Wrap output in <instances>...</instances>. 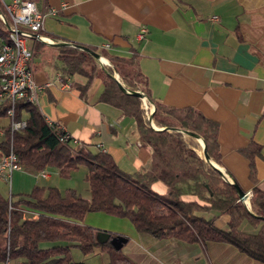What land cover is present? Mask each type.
Wrapping results in <instances>:
<instances>
[{
	"label": "crops",
	"instance_id": "crops-1",
	"mask_svg": "<svg viewBox=\"0 0 264 264\" xmlns=\"http://www.w3.org/2000/svg\"><path fill=\"white\" fill-rule=\"evenodd\" d=\"M35 2L43 11L56 10L45 17L44 40L31 36L27 41L33 49L34 81L42 86L36 106L45 120L62 124L80 146L108 153L127 174L145 169L152 148L140 142L133 117L99 101L101 80L93 79L82 97L77 85L86 77L75 73L64 78L56 68L60 54L76 49L70 44L115 56L134 55L154 101L192 107L217 123L220 164H215L249 194V204L255 185L241 150L251 143L260 146L254 165L256 186L264 191V0ZM141 28L145 36L138 39ZM67 79L70 87L64 83ZM15 171L51 178L46 170L42 172L47 176ZM151 187L160 194L166 191L161 181ZM227 221V215H218L214 223L225 228ZM120 223L112 234L127 238L121 251L138 264H261L230 243L156 238L136 231L128 220ZM257 229L245 226L249 232Z\"/></svg>",
	"mask_w": 264,
	"mask_h": 264
},
{
	"label": "trees",
	"instance_id": "trees-1",
	"mask_svg": "<svg viewBox=\"0 0 264 264\" xmlns=\"http://www.w3.org/2000/svg\"><path fill=\"white\" fill-rule=\"evenodd\" d=\"M0 12L5 19V22L0 19V40L5 41L11 19L1 5ZM88 47L110 65L100 67L87 52L72 49L60 54L57 70L64 78L75 73L86 77L84 84L77 85L82 97L91 81L99 78L102 83L99 101L134 118L140 142L152 148L151 160L145 169L127 174L108 153L86 145L74 147L69 141L60 142L62 132L47 124L36 105L21 101L16 104L15 120H24L25 126L13 132L5 106L0 107L2 151L7 152L11 145L21 168L34 175L54 168L61 177H69L84 166L89 189L88 198L73 189L62 192L55 186L42 185L15 196L0 193V264H76L72 248L88 255L95 247L108 252L109 264H138L109 242L96 244L95 229L83 223L91 212L127 219L136 231L156 238L230 243L264 264V219L260 218L264 217V191L256 186L254 165L260 146L251 143L241 150L249 160V179L255 185L249 210L239 201L234 186L205 161L202 152L189 144L184 134L170 130L196 133L204 140L210 159L220 164L217 123L192 107L177 108L154 101L145 88V78L134 55L115 56ZM119 83L130 91H142L153 102L155 109L150 117L157 129L151 126L142 100L124 92ZM157 181L166 186L162 194L151 187ZM186 196L190 199H185ZM207 211L213 214L206 216ZM218 215L228 216L225 228L215 225ZM246 225L258 229L249 232Z\"/></svg>",
	"mask_w": 264,
	"mask_h": 264
},
{
	"label": "built area",
	"instance_id": "built-area-1",
	"mask_svg": "<svg viewBox=\"0 0 264 264\" xmlns=\"http://www.w3.org/2000/svg\"><path fill=\"white\" fill-rule=\"evenodd\" d=\"M0 5L11 19V23L7 26L10 28V34L18 38L22 46V53L15 71L7 72L8 50L4 44L0 43V107L5 106V116L8 120L10 132H13L25 126L24 120H15L16 104L21 101L37 105L38 92L42 89V86L37 85L34 81L33 49L27 41L31 36L44 40L41 31L44 28L45 17L48 14H54L56 10L51 8L43 11L38 8L35 0H0ZM0 19L5 22L3 15H0ZM214 19H216V16H214ZM144 36L145 28H141L137 38L143 39ZM106 46L108 47V44ZM58 80L62 81V78L58 77ZM64 83L67 87L71 85L69 79ZM145 107L147 106L145 105ZM46 122L54 130L62 132L59 138L60 142L69 141L72 146L80 147L77 139L68 134L62 124L47 120ZM20 169L22 168L11 145L7 152H0V178L7 185L10 186L12 172ZM40 174L47 176L43 172H40Z\"/></svg>",
	"mask_w": 264,
	"mask_h": 264
},
{
	"label": "rangeland",
	"instance_id": "rangeland-1",
	"mask_svg": "<svg viewBox=\"0 0 264 264\" xmlns=\"http://www.w3.org/2000/svg\"><path fill=\"white\" fill-rule=\"evenodd\" d=\"M97 63L98 65L101 64L98 61ZM142 105L149 118L152 112L151 106L148 104V107H145L143 102ZM184 138L189 144L195 147L198 152H202V145L198 139L190 136H185ZM46 171L51 174V178L47 180L38 177L35 179L34 176L28 175L24 172L16 173V171H14L10 179V186L5 182H0V193L5 197H9L10 194L15 196L19 193H26L30 191L34 184H42L46 186H55L62 192L67 189H73L83 197H89V189L88 183L85 180L84 166L74 170L69 177H61L54 168H48ZM88 220L90 222H88ZM123 220L127 219L107 215L103 212H91L85 217L86 224L92 226L94 229L106 230L111 234L122 226V223L120 222ZM71 255L73 262L76 264H109L108 252L102 250L100 247H95L88 255L83 254L78 248H72Z\"/></svg>",
	"mask_w": 264,
	"mask_h": 264
},
{
	"label": "water",
	"instance_id": "water-1",
	"mask_svg": "<svg viewBox=\"0 0 264 264\" xmlns=\"http://www.w3.org/2000/svg\"><path fill=\"white\" fill-rule=\"evenodd\" d=\"M0 15H2V13L0 12ZM72 45L74 48L82 50L84 52H87L88 54H90L91 56H93L99 63H101L102 65H109L108 62H102L100 59L103 58L97 51H94L92 49H90L87 46L84 45H80V44H70ZM114 78L117 80L118 79V75L115 74ZM119 87L126 93L129 94H134L136 96H138L142 102L144 103V105H146L148 107V104L151 106V111L153 112L155 109V106L153 104V102L142 92V91H130L126 88H124L122 86V84L119 83ZM151 112V113H152ZM151 126L154 129H157L152 120L151 117H149ZM170 130H175L177 132H181L182 134H184L185 136H190V137H194L198 140H201L202 142V154H203V158L205 159L206 162H208L214 169L218 170L221 174L222 179L229 183L232 184L234 186V188L237 191L238 194V199L239 201L243 202V204L246 206L247 209L250 210L249 208V194L246 193L245 191H243L241 189V187L234 181L232 180L230 177H228L223 171H221L216 164L210 159V157L208 156L207 152H206V145L204 140L198 136L196 133L184 130V129H170ZM251 214H254L252 211H250ZM261 219H264V217H260ZM94 240L96 242V244H103L106 242H109L110 245L115 249V250H120L122 248V245L127 241V238L122 236V235H114L111 236V233L108 231H104V230H95L94 231Z\"/></svg>",
	"mask_w": 264,
	"mask_h": 264
},
{
	"label": "bare ground",
	"instance_id": "bare-ground-1",
	"mask_svg": "<svg viewBox=\"0 0 264 264\" xmlns=\"http://www.w3.org/2000/svg\"><path fill=\"white\" fill-rule=\"evenodd\" d=\"M7 39L4 41L0 40L1 44H4L6 49L8 50V58L6 60V71L7 72H14L17 63L20 59L21 53H22V46L21 43L19 42L18 38L13 37L10 34V28H9V33L7 34ZM102 62H105L104 58L100 59ZM201 142V140H199ZM202 145V142H201Z\"/></svg>",
	"mask_w": 264,
	"mask_h": 264
}]
</instances>
